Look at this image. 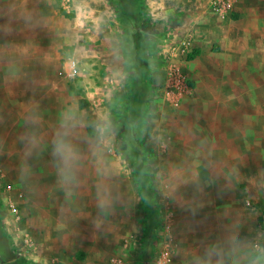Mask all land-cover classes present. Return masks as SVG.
Masks as SVG:
<instances>
[{
	"label": "rangeland",
	"instance_id": "1",
	"mask_svg": "<svg viewBox=\"0 0 264 264\" xmlns=\"http://www.w3.org/2000/svg\"><path fill=\"white\" fill-rule=\"evenodd\" d=\"M97 1L118 10L121 7L120 0ZM136 1L125 0V15L133 16L123 29L119 20H124L114 12L118 27L116 56L127 59L113 62L114 76L109 78L95 73L98 65L92 58L93 23L88 12L96 0H2L3 8L16 6L17 10L0 14V100L12 101L15 97L20 101L24 96L19 86H31L34 106L47 105L34 108V143L57 151V155L45 158L48 163L42 164V169L26 173L21 162L24 158L13 156L25 148L23 135L22 146L21 139L16 142L15 136L7 138L16 134L19 126H13L8 116L5 119L9 109H0V234L6 244L15 246L18 255L27 247L38 246L27 237L33 222L26 206V191L35 185L30 182H35L33 177L37 175L40 189L45 187L47 192L58 187V194L65 198L52 208L54 211H47L55 218L43 222L44 228L52 232L47 237L48 245L64 248L65 264H186L188 239L191 243L208 228L210 174L205 172L211 137L202 135V131L211 121L212 113H208L218 110H208L207 102L220 101L224 104L220 112H227L235 99L241 113H247L252 107H248L247 100L252 96L258 103L257 112H264V105H260L264 102V18L250 8L255 5L253 0H245V11L238 3L230 19L220 24L223 27L210 17L209 2H202L201 9L190 14L191 2L176 6L177 0H144L137 7ZM256 2L260 4V0ZM74 4L76 8L71 9ZM138 8L140 18L136 15ZM135 17L139 20H133ZM206 20H213L216 33L221 31L235 39L232 58L222 43L212 42L210 58L201 59L198 40L205 31L199 27ZM142 22L150 24L161 39L159 51L165 40L180 43L192 35L197 50L175 60L160 55L155 60H139L132 30ZM71 60L85 69L75 78L69 74ZM212 64L217 68L215 72ZM169 67L181 70L175 97L168 92ZM29 68L31 76L14 74ZM142 68L149 76L146 84ZM13 112L10 109L11 117ZM249 117L241 114L235 120L241 126L242 143L247 146V156L238 160L248 169L256 161L251 147L258 141L249 124L259 120ZM226 132L222 133L224 137ZM229 140L227 134L228 144ZM216 159L213 154L209 160ZM261 159L264 161V154ZM17 161L21 165L18 170L24 171L21 175L28 179L16 188L11 167ZM232 161L231 156L223 160L227 165ZM236 168L238 171H232L234 178L226 171L224 177L230 174V179L225 177L229 181L220 182L226 187V197L246 201L247 190L260 191L258 186L251 189L250 185L260 174L253 173L252 168L248 172ZM23 184L27 185L25 192ZM255 198L260 203L249 198L246 206L258 212L254 261L264 264L263 191Z\"/></svg>",
	"mask_w": 264,
	"mask_h": 264
},
{
	"label": "crops",
	"instance_id": "2",
	"mask_svg": "<svg viewBox=\"0 0 264 264\" xmlns=\"http://www.w3.org/2000/svg\"><path fill=\"white\" fill-rule=\"evenodd\" d=\"M73 3H75L76 0H72ZM148 0H145L147 2ZM191 2L193 3V6L190 7V14L197 13V10L201 9V5L204 2H209V0H177L176 6L179 5L182 2ZM255 5L250 3V8L254 7L255 11L257 13H262V17L264 18V0H260V4H257L256 1L253 0ZM120 9H116L111 4H108L107 2L98 1L96 0V4L94 6L89 7V19L93 23L92 27V40L91 42L94 44V51H93V61L94 65H98V68H96L95 73H98L100 75H103L105 77L112 78L114 76V73L112 72L113 68V62L114 61H124V59H127L126 56L122 57L120 59L118 56L116 41L118 40V37H116L115 33L118 31L116 30L118 27L115 25V16L114 12H116V15L119 19L121 17L124 20V23L119 20V25L121 26V29L124 28V26L127 25L128 21H131L130 16H126L125 12V0H120ZM137 7H140V3L144 2V0H137ZM203 2V3H202ZM238 6L241 11L244 10L243 3L246 4L245 0H241V2H238ZM76 6H71V9H75ZM115 8V9H114ZM126 8V9H125ZM16 6H13L12 8H3L2 7V0H0V14L1 12H15ZM189 14V15H190ZM212 14V15H211ZM210 17L215 20L214 22L218 25L223 24V22H226L230 19V16L225 17L224 19L217 17L211 12ZM119 15V16H118ZM136 15L138 18L141 16V12L139 11V8L137 9ZM188 15V14H187ZM188 15V16H189ZM209 17V18H210ZM133 20H137L138 18L135 17ZM139 20V19H138ZM213 20L209 21L206 20L204 23L199 27V29L205 31V35L202 37V39L198 40L199 42V50L197 51L200 53L201 59L203 56H206L207 58H210L211 49H212V42H219L222 43L225 50L230 53L229 56L232 58L233 55H235V48L232 42H234L233 38H230L229 36L222 35L223 33L221 31L215 32ZM123 24H125L123 26ZM144 22L141 23V25L133 28V44L135 45V51L138 55L139 60L142 61H148L149 59L155 60L152 58V56L160 55L165 59L175 60L177 55L174 51L175 46L179 42L171 41L170 39L163 41L162 45H160L159 49H157V45L160 38L156 37L155 31L150 27V24H146ZM223 27L222 25H220ZM191 33H193L195 30L193 28L190 30ZM145 33L147 35H152V39L146 38ZM219 35V37L217 36ZM191 39H193V35L191 36ZM196 41L194 40L195 44V51L196 48ZM25 43H28V38L25 37ZM121 44V43H120ZM232 44V45H231ZM42 45V44H41ZM144 45H150L153 50L152 53L148 52L147 54L150 55L148 58L145 57L143 49H145ZM229 45H231V50H229ZM142 51L140 52V50ZM150 50V48H149ZM40 53L42 52V47L39 50ZM158 52V54H157ZM156 53V55L154 54ZM122 54V52H121ZM237 54V53H236ZM152 55V56H151ZM214 57V56H213ZM91 58V57H90ZM101 59H104L105 61L102 63ZM120 59V60H119ZM157 59V58H156ZM251 59V57H250ZM252 59L256 60V53L253 52ZM262 61H264V56L261 58ZM76 61V60H75ZM31 62V60H30ZM79 63V62H78ZM211 65L212 71H216V67ZM31 67V66H30ZM255 68V65H253ZM11 70V68H10ZM80 71H85L83 66H79ZM142 70V71H141ZM141 75L144 76L147 71L143 72V68L141 69ZM15 71V69H13ZM8 73V70H7ZM21 73V74H20ZM28 73V74H27ZM80 73V72H79ZM16 76H31L32 75V69H20V72L15 73ZM164 74V72H163ZM253 77L256 74H251ZM122 76V75H120ZM10 92H12V87H8ZM20 93L23 94V98L20 101L15 100V97L11 100L1 101L0 100V109L4 108L6 111L4 114L5 119L8 116V118L13 119V126H19L18 129H16V134L12 136H8L7 138L12 139L13 136H15L14 140L16 142L19 141L20 146H22V138L23 135V141H24V149H21L20 151H16V153L13 156H17L19 154V157H23L24 160L21 162L24 164L23 168L26 173L29 171L31 174L33 171H39L42 169L43 165L48 162L45 160V158H48L49 156H55L57 155L56 150H49L48 148L44 147L42 148V145L38 143H34L35 138L33 136V118H34V108L35 109H42L43 105H46V103H39L38 106H34L33 100H32V88L23 86L20 87ZM176 95L173 94V97ZM10 98V97H9ZM239 98V97H238ZM239 100V99H238ZM249 103L247 104L252 107L248 108L247 113H241V105L237 100H233L231 102V106L227 107L229 111L227 112H220L221 106L224 105L220 101H208L207 102V109L208 110H218L217 112H209L208 114H211L210 122L207 127H204L202 131V135L204 136H210V142H209V151H208V157L209 159L212 158L213 154H216V157L219 159L215 160H209L207 164V171L208 174H210L208 178V189H209V195L207 200V210H206V220L208 222V228L203 230L200 234V238H194L191 240L188 239L189 243V251L188 254H186L187 261L186 264H257L255 260V250H254V239L257 235L256 230V220H257V210L253 211L251 208H248L246 206V203L249 204V198L254 200V203H260L256 201L257 199L255 197L260 194V191H263L264 194V161L261 159L262 154H264V120L261 117L264 116V112H257V102L253 100V97L249 96V100H247ZM138 103V102H137ZM210 104V105H209ZM245 105V104H244ZM260 105H264L263 103H260ZM11 110H14L13 112V118L11 117ZM252 110V112H251ZM9 113V114H8ZM250 115L255 120V118L259 117V120L255 123L252 122L249 124L250 129L253 131L255 137H257V142L254 143L251 147L252 150L255 149V155H256V161L253 166L249 167L252 168L253 173L260 174L257 179H254V183L251 182L250 185H253L251 189H255L254 187L258 186L260 191L253 192V190H247V199L246 201L242 198H231L225 196V186L224 183L220 181H224L226 178L231 177L229 174L228 177H224V173H232L234 178V172L232 171H238L236 168L237 166L242 167V171L248 172L249 169L248 166H241V163L238 159H241L242 156H247V150L246 145L242 143L241 139V126L235 124V120L239 115ZM261 115V116H258ZM216 116V117H214ZM249 117V118H250ZM245 118V117H244ZM238 119V118H237ZM251 119V118H250ZM9 120V119H8ZM253 120V119H252ZM263 120V121H262ZM228 127V128H227ZM227 130L224 137L222 133ZM227 134L229 135V141L232 149H230V145L227 142ZM190 135V133H189ZM192 135V134H191ZM201 135V134H200ZM12 137V138H11ZM191 139H194L193 136H190ZM189 137V139H190ZM198 138V137H197ZM215 138V139H214ZM208 139V138H207ZM196 140V139H194ZM18 144L16 143V146ZM63 155V154H62ZM231 156L233 158V161L231 165H227L223 162L224 157ZM237 160L236 162L234 160ZM18 160V159H17ZM19 161V160H18ZM18 161L16 164L12 165V169L14 168V174L12 181L16 182L17 184L15 187L20 186V182L26 181L27 177H24V175H21L22 172L18 170V168L21 166H18ZM11 165V164H10ZM1 170V168H0ZM29 170V171H28ZM44 170V169H43ZM203 171V169H201ZM29 172V173H30ZM17 174V175H16ZM19 174V175H18ZM52 174V173H51ZM36 175V174H35ZM34 175V176H35ZM215 177V178H214ZM37 178V179H36ZM39 176L33 177V180L37 182H30L35 185H30L28 191H26L28 202L26 203L27 206V215L28 218L33 222L30 229L28 230V238H30L32 241L38 242V246L36 248L29 249L27 247L25 251H19V255L17 254V250L15 246L6 244L4 239L2 238L0 234V264H65V256H64V248L56 247L55 245H48V239L47 237L49 235H52L51 230H47L44 228L43 222L45 220H52L54 219V215H47V211H49V208L52 211L53 207L55 208V205L60 204L61 199L63 201L65 198L61 197L58 194V191L60 188L57 187L56 189L49 188V190L46 192L45 187L39 188L38 179ZM229 179H226L229 181ZM52 180V178H51ZM27 187L24 184L21 186V189L24 190ZM25 192V190H24ZM62 193V192H61ZM18 195V193H17ZM255 195V196H254ZM90 203V200L89 202ZM49 206V207H48ZM45 209V210H42ZM257 212V213H256ZM51 214V213H49ZM30 215V216H29ZM52 218V219H51ZM39 224V225H38ZM1 229V228H0ZM194 233H199L198 231H194ZM59 239V238H58ZM3 240V241H2ZM24 255H23V254ZM23 255V256H22ZM22 257V258H21ZM25 259V263H23V260Z\"/></svg>",
	"mask_w": 264,
	"mask_h": 264
},
{
	"label": "built area",
	"instance_id": "3",
	"mask_svg": "<svg viewBox=\"0 0 264 264\" xmlns=\"http://www.w3.org/2000/svg\"><path fill=\"white\" fill-rule=\"evenodd\" d=\"M238 2L239 0H209V8L214 15L224 19L225 17L230 16L235 12ZM194 47V41L192 39H187L177 44V46H175L174 48V51L177 56H187L195 51ZM79 72L80 70L77 61L71 60L69 63L70 77H77L79 75ZM167 75L168 92L171 95L175 92H178L177 90L179 88V85L181 84L180 82L182 79L181 70L179 68L169 67ZM13 212L17 213V209L13 208ZM160 264H162V261L160 262Z\"/></svg>",
	"mask_w": 264,
	"mask_h": 264
},
{
	"label": "trees",
	"instance_id": "4",
	"mask_svg": "<svg viewBox=\"0 0 264 264\" xmlns=\"http://www.w3.org/2000/svg\"><path fill=\"white\" fill-rule=\"evenodd\" d=\"M145 46V49H143V50H145L144 51V55H145V57L146 58H148V56H150V55H148L146 52H147V50H148V52H150V53H152L153 51L155 52V50H153L152 48H151V46L150 45H144ZM149 48H150V50H149ZM142 51V49L140 50V52ZM155 55H156V53H154ZM152 56V55H151ZM152 58L153 59H156L155 58V56H152ZM194 58V55L192 54V55H190L189 56V59H193ZM147 61V60H146ZM145 62V61H144ZM149 81V76H148V74L147 73H145V75L143 76V82H144V84H146L147 82Z\"/></svg>",
	"mask_w": 264,
	"mask_h": 264
}]
</instances>
